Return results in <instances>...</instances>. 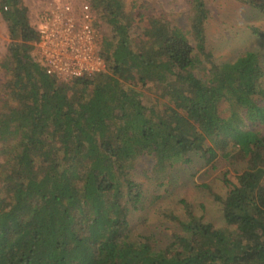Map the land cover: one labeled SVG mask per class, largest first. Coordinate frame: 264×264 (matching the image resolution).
Returning a JSON list of instances; mask_svg holds the SVG:
<instances>
[{"label": "trees", "instance_id": "obj_1", "mask_svg": "<svg viewBox=\"0 0 264 264\" xmlns=\"http://www.w3.org/2000/svg\"><path fill=\"white\" fill-rule=\"evenodd\" d=\"M87 1L106 70L66 78L33 54L38 24L24 0H0L11 38L0 60V264H264L261 52L216 62L205 0L191 1L188 31L146 2ZM252 29L264 49V29ZM238 151L246 169L216 196L225 227L183 201L185 218L166 214L178 221L166 245L134 232L145 206L130 176L138 159L166 171L192 155L234 162Z\"/></svg>", "mask_w": 264, "mask_h": 264}, {"label": "rangeland", "instance_id": "obj_2", "mask_svg": "<svg viewBox=\"0 0 264 264\" xmlns=\"http://www.w3.org/2000/svg\"><path fill=\"white\" fill-rule=\"evenodd\" d=\"M85 0H24L29 8L30 22L38 24L42 13L52 3L71 2L74 5ZM133 0H126L131 4ZM136 10L146 2L152 14L164 12L173 24L184 30L190 29L189 13L192 0H137ZM209 14L203 23L206 49L218 63L230 62L248 50H259L264 61L262 38L253 32L252 26L264 29V13L246 0H205ZM246 1V2H245ZM264 2V0H253ZM48 5V6H45ZM137 12V11H135ZM191 36V34H189ZM192 37V36H191ZM11 38L7 22L0 12V60L6 55ZM34 54V50H33ZM0 70V80L5 81ZM264 81V80H263ZM149 93V92H148ZM153 97L156 94L149 93ZM226 116L229 111H226ZM251 125L250 122H248ZM263 128L257 124L255 129ZM237 161L216 157L205 163L197 155L190 162H177L166 171H155L154 159L145 156L138 159L130 176L142 183L145 206L131 216L134 232L137 234L154 232L161 245H166L172 233L178 230V221L166 214L185 218L188 202L194 214L217 227L227 224L223 216V204L216 196H225L226 181L235 180L246 169V159L241 152L236 153Z\"/></svg>", "mask_w": 264, "mask_h": 264}, {"label": "built area", "instance_id": "obj_3", "mask_svg": "<svg viewBox=\"0 0 264 264\" xmlns=\"http://www.w3.org/2000/svg\"><path fill=\"white\" fill-rule=\"evenodd\" d=\"M95 10L87 1L50 4L38 20L34 55L49 75L91 76L106 70L95 26Z\"/></svg>", "mask_w": 264, "mask_h": 264}, {"label": "crops", "instance_id": "obj_4", "mask_svg": "<svg viewBox=\"0 0 264 264\" xmlns=\"http://www.w3.org/2000/svg\"><path fill=\"white\" fill-rule=\"evenodd\" d=\"M48 1V0H47ZM45 6H48V5H45Z\"/></svg>", "mask_w": 264, "mask_h": 264}]
</instances>
